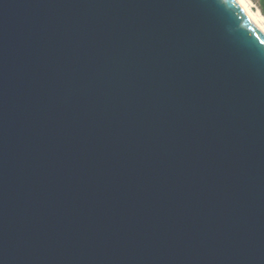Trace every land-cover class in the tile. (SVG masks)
<instances>
[{"label":"water","instance_id":"1","mask_svg":"<svg viewBox=\"0 0 264 264\" xmlns=\"http://www.w3.org/2000/svg\"><path fill=\"white\" fill-rule=\"evenodd\" d=\"M0 264H264L236 0H0Z\"/></svg>","mask_w":264,"mask_h":264},{"label":"bare ground","instance_id":"2","mask_svg":"<svg viewBox=\"0 0 264 264\" xmlns=\"http://www.w3.org/2000/svg\"><path fill=\"white\" fill-rule=\"evenodd\" d=\"M240 7L245 11L253 23L257 26L260 32L264 35V17L257 10L256 12L252 11L249 7L248 0H236Z\"/></svg>","mask_w":264,"mask_h":264},{"label":"rangeland","instance_id":"3","mask_svg":"<svg viewBox=\"0 0 264 264\" xmlns=\"http://www.w3.org/2000/svg\"><path fill=\"white\" fill-rule=\"evenodd\" d=\"M248 1H249V7L252 11L256 12L258 10L260 12V3L258 0H248Z\"/></svg>","mask_w":264,"mask_h":264},{"label":"trees","instance_id":"4","mask_svg":"<svg viewBox=\"0 0 264 264\" xmlns=\"http://www.w3.org/2000/svg\"><path fill=\"white\" fill-rule=\"evenodd\" d=\"M260 3V12L261 15L264 17V0H258Z\"/></svg>","mask_w":264,"mask_h":264}]
</instances>
